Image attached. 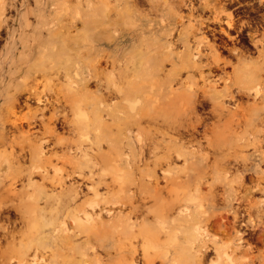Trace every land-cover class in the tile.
I'll return each mask as SVG.
<instances>
[{
	"label": "bare ground",
	"instance_id": "1",
	"mask_svg": "<svg viewBox=\"0 0 264 264\" xmlns=\"http://www.w3.org/2000/svg\"><path fill=\"white\" fill-rule=\"evenodd\" d=\"M98 1H104L105 11L102 14L114 8L107 0H94V4L93 0H75L74 9H71L65 22H61L62 19L58 15L41 13L43 24H49L47 40L51 46H48L47 50H40L39 57L27 68L28 76L17 80L13 85L14 92H6V96L12 98L25 91L24 104L29 108L30 99L41 104L35 108L33 116L40 115L41 124L47 120L46 125L51 129V133L45 141H60L56 133L59 123L61 126L65 124L76 129L81 124L87 126L93 121L95 128L102 130L105 126L118 123L122 114L126 115L129 123H137L133 110L135 101L129 95V90L121 84L122 78L115 76L111 85L104 80V60L102 61L101 57L86 61L79 55L72 57L70 50L55 49L57 37L71 36L73 27L80 18L86 22L90 15L97 13ZM128 1L132 12L138 18L150 19L136 6L137 0ZM148 1L152 7L164 4L167 6L171 16L169 24L172 20L179 23L176 30L178 38L168 37L162 40L161 36L153 35L155 25L149 23L138 32L134 30L133 50H139L138 56L131 53L121 60L122 63L116 64L115 59L106 58V63L109 62L112 68L117 65L124 68L123 71L127 73H123V78H127L129 82L136 79L137 70L139 79L152 81L154 77L159 78L158 85L165 87L164 96L162 95L165 108L172 106L167 110L169 112L173 109L175 101L180 98L187 99L184 106L176 109V120L169 123V113L162 118L170 130L162 139L165 140L167 149H181L185 142L191 145L200 143L201 140L196 137L198 134L195 135L199 126H204L206 131L211 128L210 124L217 126L221 120L224 127L216 138L207 140L208 144L220 145L224 149L233 148L235 151L252 147L251 154L258 157V162L250 161L252 155L243 153L240 158L235 156L233 162L230 158H223L218 163L205 164L204 167L191 163L187 170L186 182L190 184L192 177L198 175L206 180V174L211 171L218 174L212 175L218 181L238 182L245 190V195L241 198H248L249 201L246 208L247 218L254 222L249 209L252 206H261L264 202V198H255L256 193L264 195V170L260 169V163L264 161V150L261 149L264 145V0H197L196 5L193 0ZM245 4L248 7L245 8ZM5 5V2L0 4V21ZM183 8L187 10L183 11ZM148 31L152 32L149 37L145 34ZM220 34H224L227 39ZM114 35L117 39V33ZM175 62L177 65L166 67L167 63ZM195 73H198L203 81L201 85L195 84ZM29 77L31 80L27 81ZM52 78L59 80V85L54 87V90L57 89L55 99L42 94L38 89V79L48 82ZM91 81L101 90L92 101L87 96ZM13 101L18 103V97ZM205 104L210 105V113L217 118L215 122L209 123V114L199 112V106ZM182 115L188 117L182 120ZM33 122H27L29 127ZM21 124L12 121L11 125L20 128ZM128 127L126 130H129ZM15 128L14 132L17 131ZM119 130L122 135L116 143L122 146L121 137H125L127 133H124L122 128ZM185 135L188 137L184 139ZM102 139L103 137L98 135L96 142L99 143ZM41 146L42 144H38V150L34 152L38 154V158L34 160V170L38 171L42 178H47L50 172L56 174L60 169L58 170L59 167L50 159L41 164V161L45 160ZM166 153L171 156L170 151L167 150ZM179 155L177 152V156ZM34 156L35 154L31 153V157ZM71 159L70 157V164ZM140 159L138 162L127 163L128 171L137 172V175L112 173L110 180H105V196L99 194L97 189H94L93 197L82 193L83 184L71 180L73 173L77 172L73 164L65 170L64 177L50 179L48 187L28 181L24 190L29 203L25 208L16 205L13 211L20 217L24 229L21 226L22 228L17 230L11 226V214L4 216V203L1 201L5 199L1 196L0 264H60L61 257H69L75 264H84L90 260L91 264V256L98 260L99 249L110 259H115L110 264H157L156 260L161 264H264V255L240 258L237 256L238 252L250 253L246 251L254 246L249 242L258 237L253 232L255 236L252 239L248 237V240L251 239L248 242L244 231L235 226L239 221H242L241 225L246 223L243 222L246 214L244 215L240 208L230 206L231 226L234 229L225 227L231 236L227 237L229 240L220 242L218 237L211 233L214 224L218 222L213 213L207 214V209H204L198 215L201 217L200 225L190 222L195 216L185 211L184 196L174 192L169 186L173 180L168 173L172 166L171 158L166 157L153 165L146 161L141 162ZM100 163L102 160L96 161V164ZM115 166L120 165L116 163ZM252 170L258 173L256 178L252 177ZM158 171L163 178V184H160ZM245 171H249L248 177L255 180L249 186L244 185ZM79 173L82 171L79 170ZM114 187L117 188L116 192H113ZM8 188L11 189V186ZM14 196L18 194L13 193L9 197ZM44 196H47L44 204L39 205ZM236 196L237 194L232 199H236ZM49 197L55 202L51 203ZM232 199L226 196L225 205L229 206ZM155 202L157 205L153 209L151 206ZM69 206L72 207L69 209ZM16 232H19L17 240ZM259 232L262 234L263 231Z\"/></svg>",
	"mask_w": 264,
	"mask_h": 264
},
{
	"label": "rangeland",
	"instance_id": "2",
	"mask_svg": "<svg viewBox=\"0 0 264 264\" xmlns=\"http://www.w3.org/2000/svg\"><path fill=\"white\" fill-rule=\"evenodd\" d=\"M193 1L196 5L197 0ZM3 2H5L6 5L1 14L2 20L0 21V197L3 196L5 199L1 201V203H4V216L11 214V221H9L11 226L15 227L17 230L24 226L20 217L13 211L15 210L16 205L23 208H25V205H28V197L24 190L27 187L24 185L27 184L28 181L35 182L36 184L41 183L43 186L48 187L50 179L61 176L64 177L65 170L68 169L69 165L73 164L77 172L75 171L76 174L73 173L71 180L76 181L81 185L83 184V186H81L82 193H88L89 197L92 195L94 196V189H97L99 194L105 196V180H110L112 173L115 175L117 173H122L126 176L137 175V172L128 171L127 163H132L134 161L138 162L141 157V162L146 161L153 165L154 162L162 161L168 157L171 158L172 163L171 169L168 173L173 179L172 182L169 183V186L174 192L184 196L186 202L185 211L195 216L190 222L192 221L193 225H200L201 217L198 215L204 209H207V214L213 213L219 222L216 221L218 224H216L217 227L214 224L215 227L213 226L212 228L213 230L211 233L213 236L216 238L218 237L217 239L220 242L229 240L228 238H230L231 234L229 235V233H227L225 227L231 228V230L234 229L231 226L232 207L230 208V206L240 208V210L244 212V215H247L246 208L249 206V201L248 198H245L244 200L241 198V196L245 195L243 186L239 185L236 181H218L212 176L213 174H218L212 171L206 174V180L204 177L198 175L192 177V182L188 184L186 182L188 174L187 170L191 163H194L197 167H204L205 164L218 163L223 158H230L229 160L233 162L235 156L240 158L243 153L252 155V147H248L241 151H235L233 148L224 149L220 145L208 144L207 140L216 138L220 129L224 127V122L221 120L217 123V126L215 124H210L211 128H208L206 131L204 126H201L202 128L199 126L201 131L199 132V129H197L195 135L196 133L198 134L196 137L201 140L200 143H194L191 145L188 142H185L181 149L175 150L174 147L167 149L165 146V140L162 141V139L167 136L165 133L170 132V130L162 118L166 117V114L169 113L167 119L168 122L172 123L176 120L178 116V114H176V109L184 106V104L187 103V99L180 98L178 101H175L173 103L175 105L173 109H171L173 111L170 110L169 112L167 110L172 106L167 109L165 108L163 103L165 87L164 85H158L159 78L154 77L152 81L151 79H139V72L137 70L136 79L129 82L127 78H123V73H127L126 71H123L124 68H119L118 65L115 68H112V65L109 62L106 63V58L108 60L115 59L116 64L122 63L121 60L127 58L131 53H136L138 56L139 50H133L135 46H133L132 36L135 31L138 32L140 28L146 27L149 23L155 25L153 35L161 36L162 40H165L168 37L173 39L178 38L176 30L179 27V23L172 20L169 24L171 16L167 6L164 4L163 6L154 5V7H152L148 0H137L136 6H138V8L150 18L148 20H141L132 12V6L129 5L130 2L128 0H107V3H111L114 8L110 9L106 14H102L105 11L104 1H98L97 13H95V15H90L86 22H83L80 18L73 27L71 36L67 37L61 35L57 37L56 50H70L72 57L79 55L81 59H85L86 61L101 57L102 61L104 60L102 62L104 65L102 75L104 80L110 85L115 76L117 78L118 76L122 78L123 81L121 84L124 88L129 90V95L135 101L133 110L136 115L137 123H129L130 121L127 120L125 114H122V118L119 119L118 123L105 126L102 130H99L98 128L96 129L93 125V121L87 126L81 124L79 128L76 129L70 128L65 124L61 126L59 123V127L57 125L56 128V133H58L60 141L53 143L52 141H45L46 138H49L48 136H50L51 133V129L46 125L47 120L45 119L41 124L39 119L40 115L33 116L37 106H41V104H37L35 100L30 99L29 103L31 104V108L27 107L24 104L26 98L25 91L18 93V96L16 97H18L19 102L17 103L15 101L14 103L13 99L16 97H7L6 92L9 90L10 92H14L13 85L17 80L24 79L28 76L27 68L39 57L40 50H47V47L51 46V43L47 40V26L49 24H43L41 21V13L52 16L58 15V17L62 19L61 22H65L68 20L67 18L69 17L71 9H74L75 0H0V4ZM67 6L68 8L66 9ZM244 7L246 8L248 5L245 4ZM186 10L187 9L183 8V11ZM169 32L172 33L169 34ZM115 33H117V39L115 38ZM145 34L149 37L152 32L148 31ZM222 35L223 38L227 39L224 34ZM63 38L65 40H63ZM178 42L180 43V39H178ZM173 65H177V62H175V64L167 63L166 67H171ZM29 80H31V77L27 78V81ZM38 81H40L38 89L42 91V94L48 97L52 96L50 98L55 99L57 96V89L55 88L56 90H54V87L59 85L57 84L59 80L52 78L48 82H45L43 79H38ZM194 82L199 85L203 82L198 73L194 74ZM95 86V82L91 81L90 86L88 87L89 92L87 93V96L90 97L89 99H91V101L95 100L101 91ZM2 93L4 94L1 95ZM58 103L61 104L60 101ZM32 106L34 108H32ZM209 109L210 105L208 104L199 106V112L204 115L211 114ZM30 110L32 111L30 112ZM46 113L48 114L49 112ZM209 115V119H207L209 123L217 120L214 115ZM185 117H188V115H182V120H185ZM15 118L17 119L15 120ZM12 121L16 123L19 122V124L22 122V127H13L11 125ZM27 122H33V124H30L31 127H29ZM39 124H41V126ZM129 125L132 126L128 127ZM126 127H128L129 130H126ZM227 127L228 129L230 128L229 126ZM14 128L17 130L16 132H14ZM120 128L125 131L124 133H127L125 136L126 138L121 137V144L123 143L122 146H119L116 143L122 135L119 134ZM98 135L103 137L99 143L96 142ZM186 136L188 137V135H185L184 139L187 138ZM128 137L129 140H127ZM38 144H42V154L45 157V160H43V162L41 161V164L46 163L48 159H50L59 167L58 170L60 169V171H58V173L55 174L50 172L49 177L42 178L41 175H38L39 172L34 170L36 169L34 160L38 158V154L34 152L38 150ZM99 144H101V146ZM47 149L48 152H46ZM261 149L264 150V145ZM167 150L170 151V157L166 153ZM177 152L180 153L179 156H177ZM31 153L33 155L35 154V156L31 157ZM144 156L147 159H145ZM70 157L72 158L71 164L69 162ZM97 160H102V163L96 164ZM250 161L256 163L258 162V157L252 155ZM263 162L264 161H261L260 163V169L262 170H264ZM116 163L120 166H115ZM239 169L241 171V168ZM79 170L82 171V173H79ZM250 172L253 173V178L257 177L258 173L253 172V170ZM248 173L249 171L244 172V183H246L244 185L249 186L254 183L255 180H251L248 177L250 175ZM157 175L160 184H163L164 181L162 180L163 178L160 171L157 172ZM9 185L11 186V189L8 188ZM116 191L117 188L114 187L113 192ZM6 193L9 196L11 194L13 195V193H17L18 196L13 197L14 199H17L14 200L13 198H10ZM235 194L239 197L237 198L236 196L237 200L232 199ZM259 195L260 193H256L255 198H264V195ZM226 196L232 199V203L229 206L225 205ZM46 198L47 196H44L40 200L39 205H43ZM49 200L51 203L55 202L51 197H49ZM238 200L239 202H237ZM156 205L157 202H155L151 208L154 209ZM71 207L72 206H69L68 208L70 209ZM262 207L264 208V202L261 206L256 205L250 207L249 211L252 216L251 219H253L254 222H251L247 218L248 215H245L243 217V222L245 221L246 223L241 225L242 221H239L240 223L237 222L235 225L244 231V236L245 238L247 237V240L248 237L252 239L256 234V236H258L255 239L256 241H252L255 237L252 240L250 238L248 240V242L251 240L249 242L250 245L256 248L253 247L246 251L250 253L238 252L237 256H239V258L244 256L252 257L264 255V209ZM6 212H8V214ZM254 218L257 221H255ZM252 223L254 224L252 225ZM22 229H24V227ZM217 230L218 232H215ZM261 230L263 231V236L259 232ZM251 232H255V235L254 233L252 235ZM17 234L19 235V232H16L15 234L16 240L19 238ZM3 243L6 245V241ZM99 250L100 255L98 260H94V257L91 256V264H110L114 262V258L110 259L104 251L101 249ZM156 263L161 264L159 260H156ZM60 264H75V261H70L69 257H61ZM84 264H90V260L86 261Z\"/></svg>",
	"mask_w": 264,
	"mask_h": 264
}]
</instances>
